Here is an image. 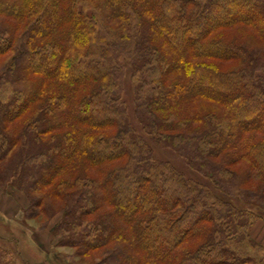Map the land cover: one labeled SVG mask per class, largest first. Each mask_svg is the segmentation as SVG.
Masks as SVG:
<instances>
[{"label":"trees","instance_id":"1","mask_svg":"<svg viewBox=\"0 0 264 264\" xmlns=\"http://www.w3.org/2000/svg\"><path fill=\"white\" fill-rule=\"evenodd\" d=\"M12 189L70 264H264V0H0Z\"/></svg>","mask_w":264,"mask_h":264},{"label":"rangeland","instance_id":"2","mask_svg":"<svg viewBox=\"0 0 264 264\" xmlns=\"http://www.w3.org/2000/svg\"><path fill=\"white\" fill-rule=\"evenodd\" d=\"M128 77L129 74L125 78L124 99L126 100L131 113L133 95ZM133 124L138 128V124L134 120ZM138 132L145 137L151 148L154 150L157 158L169 161L186 175L208 183V180L206 178L202 177L194 170L189 168L185 160L177 153L165 147L163 144L157 142L154 138H150L144 135L141 131H139V128ZM7 190L9 192V188ZM11 192L15 191L12 189ZM232 200L236 205L254 211L259 215L258 220L251 227L250 234L253 238L264 245V209L259 206L253 205L252 203L242 201L237 197L233 198ZM22 213L23 214L18 218L19 221H21V223L24 225V227L22 228L11 221V223L9 224L12 225V228L8 229V227L6 226L7 223L0 220V257H5L2 264H70L69 261H67L68 259L65 258L64 252H71L72 249L59 247L49 249V246L45 240L46 250L44 253L34 242L31 241L28 229L30 227H38V224H35L36 222L32 220H26L24 212ZM59 217L60 213L56 215L50 223L56 222ZM35 229V231H42V229L39 228ZM50 241L51 243H54L55 238L52 237ZM79 264L85 263L80 261Z\"/></svg>","mask_w":264,"mask_h":264},{"label":"crops","instance_id":"3","mask_svg":"<svg viewBox=\"0 0 264 264\" xmlns=\"http://www.w3.org/2000/svg\"><path fill=\"white\" fill-rule=\"evenodd\" d=\"M26 205V200L22 195H19V193L13 192L10 194H6L5 192H2L0 190V220L7 223L6 226L8 227V229L12 228V225L9 224L11 223V221L16 223L20 228L24 227V225L21 223V221H19L18 218L23 214L22 212ZM54 223L55 222H52L47 228L42 229L43 232L40 230L35 231V227H30L28 229L31 241L34 242L44 253L46 250V242L49 246V249L53 248L50 241L52 239V236L49 229Z\"/></svg>","mask_w":264,"mask_h":264}]
</instances>
